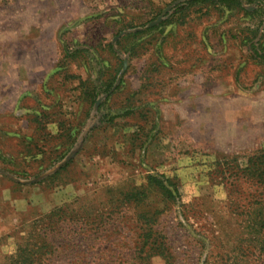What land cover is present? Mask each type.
<instances>
[{
	"label": "rangeland",
	"instance_id": "obj_1",
	"mask_svg": "<svg viewBox=\"0 0 264 264\" xmlns=\"http://www.w3.org/2000/svg\"><path fill=\"white\" fill-rule=\"evenodd\" d=\"M218 2L0 0V264H21L19 249L43 240L31 264H263L264 185L242 171L264 152V0L245 5L251 18ZM119 60L94 106L65 79L100 86ZM46 109L76 130L75 144L24 180L18 171L39 167L23 138ZM148 176L176 178L177 202L120 207L117 193ZM157 210L154 222L141 218Z\"/></svg>",
	"mask_w": 264,
	"mask_h": 264
},
{
	"label": "trees",
	"instance_id": "obj_2",
	"mask_svg": "<svg viewBox=\"0 0 264 264\" xmlns=\"http://www.w3.org/2000/svg\"><path fill=\"white\" fill-rule=\"evenodd\" d=\"M201 1H195V2H188V4H196L200 3ZM209 1H204V3ZM211 2V1H210ZM213 3V2H211ZM226 11L228 12H239L243 13L246 17H254L255 13H251L245 9V5H252L255 3V0H219L218 2ZM251 31V30H250ZM249 31L248 38L245 39V44L250 45L251 51L253 53H257L258 49L255 46V39L257 38L258 31ZM121 31L120 33H122ZM119 33V34H120ZM130 36H126L124 40H127ZM120 42H118V45ZM111 53L114 54L112 50V46H109ZM79 54L75 55L81 56L82 53L78 52ZM264 63V57H260ZM119 68L117 67L113 74H111L107 80H101L100 86H96L94 83H91L90 80H83L81 76L77 75H69L66 74L65 79L78 81L79 86L83 89V92L86 96L87 101L90 103L91 106H94L99 94H107L109 93L112 88L115 85V82L117 80V76L119 75L121 69H122V62L119 60ZM56 117V116H54ZM53 117L49 113V110H41L39 115L34 116L33 119H31V123L33 125L34 135L32 137H24L23 143H24V155L25 159L32 160L35 162L37 167H39L38 172L35 174L29 176L27 172L18 171V174L22 175L24 180H28L31 178H38L41 174L50 171L53 169L58 163L62 162L68 153L70 152L71 148L75 144L76 140V130L71 127H66L64 123L59 122L61 119L52 120ZM56 124L57 128L60 132H58L57 136H52L47 131V128L52 125ZM62 128V130H61ZM75 133V134H74ZM78 134V132H77ZM55 139L54 143L55 145H52V141L48 142L45 139L46 138H52ZM40 138H43L41 141H39ZM60 168L57 172H55L53 175L48 176L45 178L40 184L44 183H55L60 176V174L66 169ZM243 174L246 180L254 182L258 185H264V152L256 153L252 156H250L247 160V165L243 169ZM151 196H156L161 199V202L163 204L167 203H176L177 200L180 197V188L179 183L176 178L170 179L166 176H148L146 178L145 185H141L140 187H133L128 189L127 191H119L116 195L117 202L119 203L120 207H126L129 205H144L147 200ZM162 211H154L152 212H144L141 215V218L144 219L147 223H152L155 221L156 216L160 215ZM263 213V212H261ZM260 214V212H259ZM57 216L55 212H52L49 216L45 218V222L47 223V228L51 226H55L57 224H54L53 218ZM260 223L259 228H264V214L260 215ZM59 217V215H58ZM153 230L151 229L149 234L145 237L147 239H150L153 237ZM161 246H158L157 243L154 244L152 248H150V253L154 254L157 253L158 250H160ZM49 248V244L46 241H41V243L38 245V248H36V251L30 250V249H22L20 248L19 251L23 253V262L21 264H31L33 262V256L30 254H37L42 253L43 251L46 252ZM35 249V248H34ZM29 250V251H28ZM260 254L261 260L264 264V239L260 241ZM31 260V261H30ZM164 260L166 258L164 257ZM169 261V260H168ZM168 261H166V264H168Z\"/></svg>",
	"mask_w": 264,
	"mask_h": 264
}]
</instances>
